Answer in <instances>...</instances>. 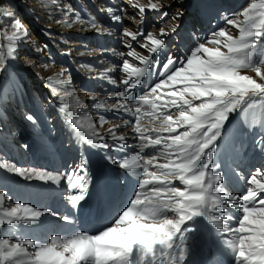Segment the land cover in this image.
Instances as JSON below:
<instances>
[{
  "label": "snow or ice",
  "instance_id": "obj_1",
  "mask_svg": "<svg viewBox=\"0 0 264 264\" xmlns=\"http://www.w3.org/2000/svg\"><path fill=\"white\" fill-rule=\"evenodd\" d=\"M129 5L138 10L139 20L137 31L123 27L120 34L128 49L127 53H116L122 60L120 70L126 74L120 80L122 90L110 94L117 98L115 103L100 101L93 105L117 114L122 123H113L108 134L121 143L108 144V137L99 134L88 117L70 120L88 144L105 150L124 151L129 147L127 137L118 134L117 129L131 126L139 151L108 157L120 170L117 175L124 181L127 193L118 195L114 188L102 187L97 212L108 213V223L94 232L73 228L64 235L48 233L50 217L74 225L72 215L44 202L14 201L0 190V264H196L195 251L205 233L215 237L232 264H264V166L245 176L238 165L229 166L224 159L228 147L224 137L233 114H241L264 128V0H250L239 12L222 14L225 27L198 38L199 42L183 57L168 52L166 40L177 33L181 10L170 15L165 9L171 5H162L160 0H147L146 4L129 0ZM64 9L66 27L81 23L95 29L98 35L109 32L95 18L84 19L71 5L66 4ZM102 10L115 24H122L118 13L127 15L123 8ZM148 13H158V35L145 30ZM6 14L12 18L13 32L5 33L6 43L0 44V73L7 71L8 60H18L19 50L29 38L15 14ZM129 19L136 21L137 16ZM169 21L174 24L166 29ZM131 42L148 54H138ZM47 47L35 45L37 52ZM125 56L141 66L130 63ZM64 72L67 69H62L60 75ZM145 77L157 79L148 84ZM138 88L144 91H133ZM72 99V104L59 109L61 113L85 107L74 96ZM121 112L135 117V122L119 116ZM25 118L38 124L32 114ZM144 121L151 127H145ZM108 122L107 117L100 116L101 127ZM253 146L264 154V135L254 139ZM149 148L153 152L146 156L145 149ZM232 150L236 151L234 144ZM87 164L84 157L71 173L52 172L21 167L0 157V169L26 181L55 184L56 189L49 185L37 194L66 196L77 211L89 194ZM65 180L71 192H65ZM234 182H243L242 190H229ZM117 198L120 203L111 214Z\"/></svg>",
  "mask_w": 264,
  "mask_h": 264
},
{
  "label": "bare ground",
  "instance_id": "obj_2",
  "mask_svg": "<svg viewBox=\"0 0 264 264\" xmlns=\"http://www.w3.org/2000/svg\"><path fill=\"white\" fill-rule=\"evenodd\" d=\"M30 1L31 0H25V3L32 5ZM37 2L46 11L47 20L43 19L42 16L39 15V12L35 11L34 14H32L35 19L33 22L40 28L46 26L52 30V33H55V39L58 42L56 43V50L60 53H67L66 55L62 54L60 59L66 64H73L76 71L66 74L64 77L60 75L62 68L56 67V62H53L51 57L45 58L44 60L41 58V62L37 61L38 52L36 51L35 45H39L40 47L42 45L38 40H31L33 42L31 47L32 54L30 58L27 59V62L31 60L33 63L31 65L28 63L27 67L26 63H21V68L23 70L14 63V66L17 67V71L20 70L19 74L23 89L20 91L17 98L18 107L12 108L11 113L14 118L9 119L5 110L0 109V122L2 124L0 127V157L6 158L8 162H14L21 167H34L36 169H47L52 172H60L54 171V163L55 160L61 163L66 161V159H63L67 146H64L65 139L69 140V142L72 141L74 145L81 144L82 146H89L92 151H90L87 157L88 178L93 182V174H97L96 181H98L100 188L97 190L89 184V194L86 196L85 201H82L78 206V211L72 208L66 196H40L37 194L40 188L48 187L49 185L51 188L56 189L57 186L55 184L49 182V185H45L43 182L37 180L26 181L15 176L13 173L5 172L3 169H0V190H4L6 193L10 194L14 201L19 200L31 204L44 202L53 209L74 217V225L65 224L56 217H50L52 223L49 225L48 232L66 235L70 233L73 228L94 232L105 226L109 219L108 213L101 215L97 212L100 189L108 185V187L114 188L117 192L118 186L116 183H122L124 185V181L117 175L120 170L111 163L108 157L119 158L121 152L124 154V152L129 153L131 150H134V153L138 152L139 148L136 147V145L139 141L134 139L135 133H133L131 126L122 125L117 131L120 132V135H125L127 137L125 143L129 145V147H126L124 151H120V153L115 148L109 149L108 153L107 151L104 153V155L108 154V157H104L101 161L100 157H98L93 150L96 149V147L88 144L82 138V134L73 128L70 121L67 124L66 121H68V118H64V113H61L59 109L63 105L72 104V96H76L75 98L82 102L85 107L76 109L70 108V110L73 111V118L88 117L91 119V117L97 116V118L91 119L97 132L108 137L107 143L110 145H118L121 143L113 141L108 134V129L113 124L110 119L103 127H101L99 123V113L102 111L113 118L114 123H122L117 119V114L114 111L107 112L97 109L93 105L100 101H104L106 104H113L116 102L117 98L112 97L110 94L122 90L123 86L120 84V80L126 75L120 70L119 66L122 64V60L116 53H127L128 51L121 42L120 34L123 27H128L130 31H135L132 25L131 28L130 25L125 24V17H122V24H115L108 12L102 9L108 7L119 9L121 6H124L131 12L133 8H130L129 0H37ZM249 2L250 0H160L162 5H171V7H173L167 8L171 12V15L176 14L178 11L176 6H184L185 10L182 11L183 16L180 21V27L185 23L186 26L191 27L190 31L188 30L189 34L192 35L193 30H199L205 37L209 36L213 30L219 27H225V21L221 18L222 14L237 13ZM140 3L146 4L147 0H140ZM66 4L71 5V7L74 8L76 12L80 13L84 19L88 17L95 18L105 28L109 29V32L98 35L95 29H91L87 24L81 23H75L71 28L66 27L63 23L64 17L62 16ZM192 15L193 18L195 17L199 21V24L193 27L188 24L189 17H192ZM152 17L153 13H150V18ZM57 21H60V23ZM148 25L149 24L146 22L144 25L145 30L153 32L154 30L149 29ZM172 26L173 21H169L168 24L165 25L166 29ZM180 27L177 33H180ZM158 34L159 32L157 34L155 32L154 35ZM174 35L175 34L169 36L176 37V35ZM169 36L167 39H170ZM94 40L97 42L96 44L92 43ZM191 40L192 42L194 41L193 44H195L198 38L196 39L194 36ZM131 43H133L138 54H148L146 49L140 48L135 42ZM190 48L191 47H186L183 48V50L181 49V52L176 50L175 52L172 51V53L183 57ZM102 49L104 51H102ZM81 52L85 54L80 55ZM88 52L92 54L88 55ZM125 58L129 59L130 63L141 66L138 61L127 56H125ZM161 59H163V57H161ZM15 61L20 62L22 60L18 59ZM110 68L113 69V71L108 72L107 70ZM1 76L2 75H0V80ZM49 77H53V80L49 81ZM33 78L36 81H33ZM144 79L150 84L155 82L157 77H152L151 80H149L148 77ZM109 80H114L116 83H110ZM57 81L60 82L57 83ZM40 82H47L54 90L51 92V88H48V90H50L48 91L49 96L55 101L53 106H51V102L44 106V104L41 103L39 95H37L39 92L33 90V83ZM78 85L80 86L79 94H77L78 96L75 94L73 95L72 90ZM145 87H147V84ZM65 92L72 93V96L64 95ZM62 100L63 102H61ZM60 102L62 106H60ZM56 104H59V106H56ZM46 106H48V108H46ZM172 111L175 112V109ZM51 112L56 116L54 119L50 116ZM27 114H32L38 121V124L33 125L29 122L25 118ZM118 115L133 123L135 122V117L127 113L121 112ZM235 118H237V120ZM235 118L233 114V116L230 117V123L227 125L224 138L228 141V147L225 150L224 159L229 166L238 165L241 174L248 176L255 168L264 166V154L260 153L258 148H254L253 146L254 139L258 138L260 135H264V133L259 132V134L253 135L258 133V131L256 130L251 133V131H253V124L249 120L247 122V127L243 128L241 126L243 122L239 119L240 116L237 114ZM59 123L61 124L59 125ZM143 123L145 127H151L147 121ZM62 124L64 126L63 132L66 133V137L61 131ZM55 126L56 129H54ZM55 140L56 143L54 144ZM233 144L236 146V151L232 150ZM25 145H27V148ZM147 151L148 150L145 149L144 154L146 156L149 155ZM233 161H235V164H233ZM160 162H163V160ZM67 167L68 164L66 167L63 166L62 172L71 173L72 169L70 170V167ZM71 167L73 168V166ZM62 183L64 184L65 192L72 191L68 189L66 180L62 181ZM242 187L243 182H234L229 190L239 191L242 190ZM127 190L128 189L125 188V192H127ZM124 195L126 194L124 193ZM236 214L239 215V213ZM207 236L206 233L202 234L194 256L199 257L200 255H208L211 251L216 252L219 250L220 252V250H223V254H219L220 264H232L231 257L225 253L224 249L220 248L217 244L212 246L209 245ZM209 246L211 249H209ZM195 261L196 264H215V262L208 261L202 257L197 258Z\"/></svg>",
  "mask_w": 264,
  "mask_h": 264
},
{
  "label": "rangeland",
  "instance_id": "obj_3",
  "mask_svg": "<svg viewBox=\"0 0 264 264\" xmlns=\"http://www.w3.org/2000/svg\"><path fill=\"white\" fill-rule=\"evenodd\" d=\"M30 3H32V5H29V4L25 3V0H0V44L6 43V41H3V35L5 33L10 35L13 32V29L11 28V24H10V20L12 18L9 17L6 14L7 12L14 13L15 14V19L18 20L20 22L22 28L29 33L28 40L22 45V47L20 48L19 53H18V57H19L18 59H21L22 61H20V62L17 61L16 62L15 60H8V62H7V71H5L3 73H0V75H2L1 76V80H0L1 81V85H0V109L1 110H5V112L7 113L8 117H9V119L10 118L11 119L14 118V117H12L13 114L11 113L12 112V108L18 107L19 104H18V99L17 98H18V95H19L20 91L23 90L22 89V80H21L20 74H19L20 70L17 71V67L14 66V63H16L17 64L16 66H19L20 68H21L22 64L26 63V67H27V65H28L27 59H29L31 54H32L31 53L32 52L31 47H32V43L33 42L31 40H38L39 43L42 45L41 48H43V46L45 44L48 46L47 49L43 50L42 52H38L37 61H40L41 58H43V60H44L45 58H48V57L50 58L51 57L52 61L56 62V65H55L56 67H60L62 69H67V72H64V74L62 75L64 77L66 76V74L73 73V72L76 71L74 66H73V64H69V63L66 64L60 59V57H62V52L60 53L59 51L56 50V45H57L56 43H58V42L55 39V33H52V30L50 28H47L46 26L44 28H40L39 26H37L35 24V22H33L35 19L33 18L32 14H34L35 11L39 12V15L42 16L43 19L47 20V16H46V13H45L46 11L39 5L37 0H31ZM176 7H177L178 10H181V11L185 10L184 6H180V7L176 6ZM121 8L127 10L126 11L127 15H124V14L120 13L123 18L125 17V21H126L125 24L130 25V27L132 25L133 28L135 29V31H137L139 17L136 14L137 13V11H135L136 9H131V12H132V14H131V12L129 11L128 8H125L124 6H121ZM171 8H173V7H171ZM165 10L169 11V9H167V8ZM169 13L171 15L170 11H169ZM147 15H148V20L146 22L149 24L148 25L149 29H151V30L153 29L154 30L153 31L154 34H155V32L157 34L159 32V28L158 27L161 26L157 22L158 13H153V17L152 18H150V13H148ZM130 16H137V20L136 21H133L131 19L128 20ZM194 18H193V15H192V17H189V21H188V24H190V26L192 25V27L199 24V21L196 18H195V20H196L195 21ZM173 24H174V22H173ZM153 25H155V27H153ZM190 29H191V27L186 26L185 23H184V25H181V27H180V33H176L175 34L176 37H173V39H167L166 38V40H167V51L172 53V51L175 52L176 50H178V52H181V49L183 50V48H186V47H191L192 48L193 46H195V44L198 43L199 40H197L196 43L193 44L194 41L192 42L191 39H193L194 36L197 39L199 37H202L203 35L199 32V30H196V31L193 30V33L191 35V34L188 33V30L190 31ZM231 31H232V33L234 35H238V33L236 32L235 29H232ZM204 37L205 36H203L200 39H203ZM92 43L95 44L96 43L95 40L92 41ZM178 43H179V45H178ZM4 52L6 54V49H4ZM63 60H65V59H63ZM246 74L254 75L251 72H248ZM32 80L36 81V80H34V78ZM48 88H51V86L47 82L33 83V90L36 91V92L37 91L39 92L37 95H39L41 103L44 104V106H45L47 104H50L49 102H51V106H53L55 101L49 96L48 91H50V90H48ZM79 88H80L79 85L75 86L73 88V90H72L73 95L74 94L75 95L79 94ZM138 90L140 92L143 91L142 88H138L137 90L135 89L133 91L137 92ZM53 91L54 90L51 88V92H53ZM79 98H81V97H79ZM61 102H63V100ZM61 102H60V106H62ZM129 103H132V102L129 101ZM56 106H59V104H56ZM46 108H48V106H46ZM69 112L72 113L71 116L68 115ZM107 112H111V111H107ZM237 114H234V118L237 116ZM50 116L53 119L56 117L53 114V112H51ZM100 116H105V117L108 118V120L110 119L111 122L114 123V121H113L114 119L111 118L109 115L105 114L103 111L99 113V117ZM238 116H240L239 119L243 122L241 124V126L243 128H246L247 127V122H248L249 119L243 117L241 114L240 115L238 114ZM63 117L64 118H66V117L68 118L67 119L68 121H66L67 124H68V122L71 119H73V117H74L73 111H71L70 108L66 109V111L64 112V116ZM94 118H97V116L91 117L92 120ZM235 119L237 120V118H235ZM60 124L61 123H59V125ZM1 125L2 124L0 122V127H1ZM63 127L64 126L62 124V130H61L62 133H64L63 132ZM54 129H56V126L54 127ZM252 130L253 131L250 130L251 133L255 132L256 130L258 131V133L253 134V135H257V134H259V132L260 133H264V128L259 127V125H253L252 126ZM119 133L120 132H118V134ZM65 134L66 133H64V136L66 137ZM115 142L119 143L117 141H115ZM55 143H56V140H55L54 144ZM65 145H67L66 149H65L66 153L63 155V159H66V161L61 163L58 160H55L54 171L62 172L63 171L62 167L63 166L66 167L67 164L69 165L67 168L70 167L69 169L71 170V166H73V163H74V167H73V169H74L76 166L79 165V164L77 165V163H81L82 158H84V157L87 158L89 153H90V151H92V150H90L89 146L88 147L87 146H82L81 144L74 145L72 141L69 142V140H66V139L64 140V146ZM93 150L95 151L96 155L98 157H100L101 161L104 159V157H108V154L104 155V153L106 151L108 153V150H105V149L103 150L102 148H96V149H93ZM147 150H148L147 151L148 154H151L153 152L151 148H149ZM118 152L120 153V151H118ZM75 154H77V157H75V158L76 159L78 158L76 161L74 160L75 158H73V156ZM122 155H123V153L121 152V156ZM125 155H127V154H125ZM175 183L178 184L179 182L176 181ZM116 185L118 186L117 187V191H119L121 189V187L123 186L122 183H116ZM121 192H122V190H121ZM118 201H119V199H118ZM115 206H117V204ZM113 209H114V206H113ZM113 209L111 211V214H115V212L113 213ZM48 233H51V232H48ZM209 249H211L210 246H209ZM217 264H219L218 261H217Z\"/></svg>",
  "mask_w": 264,
  "mask_h": 264
}]
</instances>
